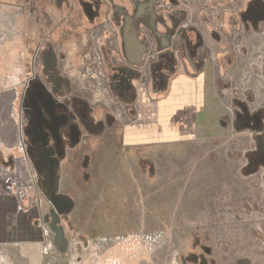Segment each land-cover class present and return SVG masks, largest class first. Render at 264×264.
Returning <instances> with one entry per match:
<instances>
[{"label":"crops","instance_id":"0c3cea01","mask_svg":"<svg viewBox=\"0 0 264 264\" xmlns=\"http://www.w3.org/2000/svg\"><path fill=\"white\" fill-rule=\"evenodd\" d=\"M190 6L194 17L187 20L185 45L180 42L172 48L152 45L146 55L143 53L142 62L137 59L131 63L140 73L148 64L154 67L153 76L142 75L135 82L134 97H121L118 93L110 95L108 92L101 94L89 81L94 76L92 69L85 71L88 80L84 81L80 73L85 66L82 63L84 49L82 52L77 47L79 45L72 43L67 72L73 94L79 99L87 95L83 101L92 116L98 119L113 116L116 122L112 129L107 128L105 122L99 130L79 128L77 141L66 144L61 156L52 144L48 145V151L37 155L41 170L36 168V163L33 164L31 150L43 146L36 142L26 147L21 141L24 136L21 125L15 134L20 142L8 144L0 136V264H43L46 253L43 248L44 229L50 233L48 225L45 228L41 222L42 214L39 213L36 225L32 207L28 211L21 207L17 198L22 195V190H15L18 192L16 196L6 186L11 174L14 178L25 175L34 181L43 179L44 171L50 180L66 181L81 176L83 179L94 172L90 164L96 158H103L97 163L99 176L118 164L116 157H112L116 148L128 150L159 143L170 148L178 146L200 150L197 157H203L202 151L206 150L207 156L217 159L220 150L228 153L244 146L238 157L241 165L235 173L237 180H256L264 192V34L255 32L251 35V31L246 30L245 35L234 39L230 33L221 31L222 27L219 28L222 23L227 28L228 19L205 23L196 12V3L190 2ZM174 17L181 22L185 20L180 13ZM191 22L196 24L194 30L189 28ZM245 22L251 25L250 19ZM110 37L111 32H106L102 48L108 73L114 53ZM11 46L9 39L3 41L0 67L4 66L8 54L20 51ZM254 117L258 119L254 120ZM116 129L120 133V142L111 136L108 138ZM247 136L249 139L245 146ZM86 143H91L88 148ZM53 160L56 164L59 162V169L55 167L54 175L50 177L45 166H50ZM77 161L82 165L80 172ZM87 162L90 170L85 169ZM214 180L217 181L216 178ZM52 247L58 252L54 245ZM65 255L63 264H70Z\"/></svg>","mask_w":264,"mask_h":264},{"label":"rangeland","instance_id":"374dc122","mask_svg":"<svg viewBox=\"0 0 264 264\" xmlns=\"http://www.w3.org/2000/svg\"><path fill=\"white\" fill-rule=\"evenodd\" d=\"M15 19L12 33L16 34L9 39L11 48L18 50L24 24L22 16ZM36 28V20L27 18L26 36H34ZM22 57V52L12 51L0 67V136L8 144L20 142L15 134L20 125L21 83L25 73L34 74L32 51L27 52L25 66ZM116 132L118 138L112 134L108 138L120 142ZM245 139L247 146L249 137ZM27 141L22 142L26 147ZM242 149L220 150L218 158L211 159L206 150L203 157H197L200 150L159 143L116 148L112 157L119 165L100 176L96 170L102 157L91 162L94 172L87 178L50 180L44 171V178L34 181L11 174L6 186L16 196L15 190H22L17 199L27 211L32 207L36 225L39 213L46 217L55 199L65 200L60 214L68 235L72 240L90 241L89 254L82 256L76 245V252L72 248L62 255L53 249V233L47 226L50 233L43 242V264H63L64 255L70 264L77 257H84L81 264H181V258L197 252V241L212 251L208 264H264V192L256 180H237ZM36 150H31L33 164L41 170ZM76 163L80 172L82 165ZM87 165L85 169L90 170Z\"/></svg>","mask_w":264,"mask_h":264},{"label":"flooded vegetation","instance_id":"af4514ba","mask_svg":"<svg viewBox=\"0 0 264 264\" xmlns=\"http://www.w3.org/2000/svg\"><path fill=\"white\" fill-rule=\"evenodd\" d=\"M190 2L196 3V12L205 23L228 19L227 28L223 23L219 28L222 27L220 30L230 33L234 39L245 35L246 30L251 31V35L255 32L264 34V0H0L2 42L16 34L12 33L13 23L16 16H22L24 34L20 38L19 49L23 54L24 66L27 52L32 51L34 74L25 73L21 83L19 115L20 125L24 129L21 141L29 140V146L40 143L43 147H36V151L41 155L52 144L61 156L66 144L77 141L79 128L99 130L105 122L107 128L112 129L116 122L113 116L103 119L92 116L87 103L83 101L87 95L79 99L73 94L67 72L72 43L79 45L77 47L82 52L84 49L82 63L85 66L80 69L84 81L88 80L85 71L92 69L94 76L89 81L101 94L108 92L110 95L118 93L121 97H134L135 82L142 75L153 76L154 67L148 64L140 73L131 63L142 62L143 53L146 55L148 47L152 45L171 48L177 42L185 45L187 20L194 17ZM177 13L185 17L183 22L175 19L174 14ZM29 17L36 20L37 25L32 37H27L25 33ZM239 19L241 23H234ZM246 19L251 20V25L245 22ZM189 28L194 30L196 24L191 22ZM108 31L111 32L109 41L114 51L109 73L105 70L106 60L102 53ZM214 56L217 58V55ZM176 62L179 63L178 60ZM146 81L149 84V78ZM257 119L254 117V120ZM116 133L113 135L118 138ZM45 167L53 177L52 171L55 167L59 169V162L56 164L53 160L50 166ZM65 202L55 199L50 213L44 218L42 216V223L46 228L45 218H48L49 224L55 222L68 240V252L72 248L76 252L77 245L81 255L85 256L91 251L90 241L72 240L68 235L60 214L66 208ZM195 250L197 252L189 257L181 258V264L191 261L208 264L212 251L206 243L197 241ZM83 258H75V264H81Z\"/></svg>","mask_w":264,"mask_h":264},{"label":"water","instance_id":"95a60500","mask_svg":"<svg viewBox=\"0 0 264 264\" xmlns=\"http://www.w3.org/2000/svg\"><path fill=\"white\" fill-rule=\"evenodd\" d=\"M48 221H49L48 218H45V222L49 226L48 228L53 233V236L50 237L52 246L54 245L60 254L62 255L66 254L68 252L69 243H68L67 238L64 236V232L62 228L60 227L58 228L55 222L53 224H49ZM44 234H45L44 238H48V233H47V230L45 229H44Z\"/></svg>","mask_w":264,"mask_h":264}]
</instances>
